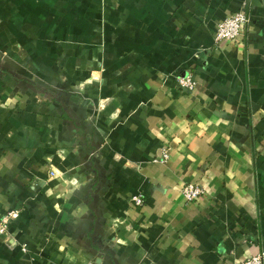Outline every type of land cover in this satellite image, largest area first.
<instances>
[{
  "label": "crops",
  "instance_id": "0c3cea01",
  "mask_svg": "<svg viewBox=\"0 0 264 264\" xmlns=\"http://www.w3.org/2000/svg\"><path fill=\"white\" fill-rule=\"evenodd\" d=\"M241 10L237 41L215 43ZM187 184L205 194L187 203ZM10 211L0 264L263 254L264 0H0Z\"/></svg>",
  "mask_w": 264,
  "mask_h": 264
},
{
  "label": "built area",
  "instance_id": "2783aa9c",
  "mask_svg": "<svg viewBox=\"0 0 264 264\" xmlns=\"http://www.w3.org/2000/svg\"><path fill=\"white\" fill-rule=\"evenodd\" d=\"M247 23L248 17L243 10L232 14L230 17L218 24L215 35V43L220 45L222 43L237 41ZM177 84L180 89L188 92L193 91L195 88V82L191 74L179 76L177 78ZM166 159L167 155H165L164 161H166ZM182 194L187 203H193L205 194V190L199 185L187 184L183 187ZM135 202L137 205L141 206L143 204V199L141 197L135 198ZM19 217V211H10L5 214L0 213V239L7 236L10 224L13 221L18 220ZM263 262L264 253L250 257L240 264H263Z\"/></svg>",
  "mask_w": 264,
  "mask_h": 264
}]
</instances>
